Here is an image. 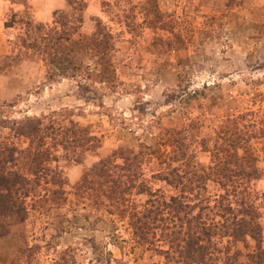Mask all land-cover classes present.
<instances>
[{
    "label": "rangeland",
    "instance_id": "rangeland-1",
    "mask_svg": "<svg viewBox=\"0 0 264 264\" xmlns=\"http://www.w3.org/2000/svg\"><path fill=\"white\" fill-rule=\"evenodd\" d=\"M73 9H81L82 20L72 40L82 39L98 51L83 58L79 71L64 54L80 45H61L55 53L48 41L59 30L55 16L73 14ZM96 31L100 35L93 43ZM100 70L105 71L103 82L83 79L86 72ZM60 110L69 114L66 130L72 121L92 140L75 159L60 146L53 149L51 138L44 139L55 156L46 166L59 173L63 196L41 180L25 200L24 221L0 219V264H57L60 258L67 264H107V259L163 264L167 246L157 230L149 234L152 245L140 246L126 218L98 211L96 184L76 189L100 159L139 144L153 147L157 123L189 125L187 143L204 166L217 142H223L222 132L249 131L260 172L251 187L264 239V0H0V116L20 119ZM234 118L239 127L229 122ZM0 143L18 149L20 164L27 161L28 139L0 128ZM172 157L174 167L181 157ZM159 169L154 159L143 164L142 180L156 199L168 200L176 191L151 178ZM208 192L216 193L212 185ZM146 199L133 196L131 201L140 209ZM153 223L151 231L161 224Z\"/></svg>",
    "mask_w": 264,
    "mask_h": 264
},
{
    "label": "trees",
    "instance_id": "trees-1",
    "mask_svg": "<svg viewBox=\"0 0 264 264\" xmlns=\"http://www.w3.org/2000/svg\"><path fill=\"white\" fill-rule=\"evenodd\" d=\"M73 10V14L60 12L55 16L54 24L59 30L55 28L56 37L49 35L48 41L54 43L55 53L61 45L66 48L74 44L84 46L64 54L73 70L79 71L84 65L83 58L98 55V51H92L82 39L72 40L82 20L81 9ZM28 28L31 29V25ZM33 30L40 32L43 28L34 27ZM98 35L100 31L92 34L93 43L98 40ZM104 72L88 71L83 79L101 83ZM52 73H47L48 79L53 78ZM79 88L82 89L80 84ZM68 116L65 110L20 119L0 116V128L8 130L9 136L30 141L25 156L27 161L21 164L18 149L0 143V219L24 221L27 217L25 200L40 186L41 180L45 186L56 187L54 193L58 198L63 196L59 173L46 166L49 161H55V156L51 155L52 148L44 147V139L51 138L55 145L53 149L60 146L64 153L75 159L85 152L84 143L92 140L72 121L66 130L63 122ZM237 120L229 121L235 124L234 128L240 126ZM157 128L159 132L153 147L139 144L136 150L124 148L100 159L83 173L76 189L81 192L90 189L87 185L96 184L101 198L95 203L98 211L121 220L126 218L131 237L140 246L152 245L149 234L153 237L157 230L167 246L161 253L163 264H213L219 259L222 264H264V239L255 203L256 193L251 187V183L259 179L260 172L257 156L249 145L251 137L246 136L249 131L243 135L228 129L222 132L223 137L219 136V140L223 142H217L210 152V163L204 166L195 161L187 143L191 138L189 125L165 128L157 123ZM69 135L73 136V142ZM172 155L181 157L174 167L169 162L173 160ZM153 159L160 169L151 178L176 191V195L168 200L156 199L157 194L142 180L143 164ZM117 160L121 164H117ZM210 185L215 188L214 195L208 192ZM133 196L147 198L141 205L142 210L132 204ZM99 218H103V213ZM154 221L161 224L151 231L148 225ZM249 242L253 243L251 247ZM238 244L243 250L237 247ZM106 263L121 264L114 259H107ZM57 264H67V261L60 258Z\"/></svg>",
    "mask_w": 264,
    "mask_h": 264
}]
</instances>
